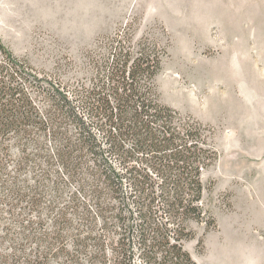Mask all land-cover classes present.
I'll list each match as a JSON object with an SVG mask.
<instances>
[{"label":"trees","instance_id":"1","mask_svg":"<svg viewBox=\"0 0 264 264\" xmlns=\"http://www.w3.org/2000/svg\"><path fill=\"white\" fill-rule=\"evenodd\" d=\"M84 77L41 76L0 44V264H201L219 153L163 103L157 40L111 38Z\"/></svg>","mask_w":264,"mask_h":264},{"label":"rangeland","instance_id":"2","mask_svg":"<svg viewBox=\"0 0 264 264\" xmlns=\"http://www.w3.org/2000/svg\"><path fill=\"white\" fill-rule=\"evenodd\" d=\"M117 36L160 43L163 103L219 153L204 174L216 227L193 223L186 248L201 264H264V0H0V44L41 76L84 77Z\"/></svg>","mask_w":264,"mask_h":264}]
</instances>
